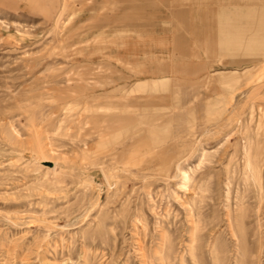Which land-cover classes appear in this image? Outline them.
<instances>
[{"label": "rangeland", "instance_id": "374dc122", "mask_svg": "<svg viewBox=\"0 0 264 264\" xmlns=\"http://www.w3.org/2000/svg\"><path fill=\"white\" fill-rule=\"evenodd\" d=\"M182 10L0 0V264H264V46Z\"/></svg>", "mask_w": 264, "mask_h": 264}, {"label": "crops", "instance_id": "0c3cea01", "mask_svg": "<svg viewBox=\"0 0 264 264\" xmlns=\"http://www.w3.org/2000/svg\"><path fill=\"white\" fill-rule=\"evenodd\" d=\"M181 24L190 25L189 45L264 46V0H175ZM181 45V44H175Z\"/></svg>", "mask_w": 264, "mask_h": 264}, {"label": "bare ground", "instance_id": "6f19581e", "mask_svg": "<svg viewBox=\"0 0 264 264\" xmlns=\"http://www.w3.org/2000/svg\"><path fill=\"white\" fill-rule=\"evenodd\" d=\"M237 48V47H236Z\"/></svg>", "mask_w": 264, "mask_h": 264}]
</instances>
